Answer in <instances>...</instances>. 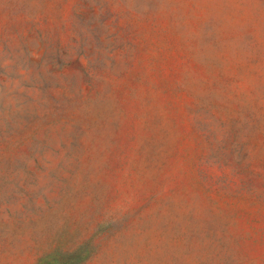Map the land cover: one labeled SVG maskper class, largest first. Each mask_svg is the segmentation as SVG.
<instances>
[{"label":"rangeland","instance_id":"obj_1","mask_svg":"<svg viewBox=\"0 0 264 264\" xmlns=\"http://www.w3.org/2000/svg\"><path fill=\"white\" fill-rule=\"evenodd\" d=\"M0 264H264V0H0Z\"/></svg>","mask_w":264,"mask_h":264}]
</instances>
